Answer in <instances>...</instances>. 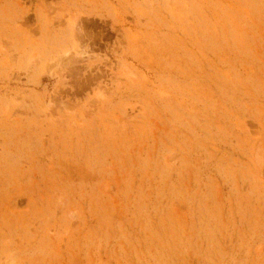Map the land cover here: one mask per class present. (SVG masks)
Instances as JSON below:
<instances>
[{
  "label": "rangeland",
  "instance_id": "1",
  "mask_svg": "<svg viewBox=\"0 0 264 264\" xmlns=\"http://www.w3.org/2000/svg\"><path fill=\"white\" fill-rule=\"evenodd\" d=\"M0 264H264V0H0Z\"/></svg>",
  "mask_w": 264,
  "mask_h": 264
}]
</instances>
